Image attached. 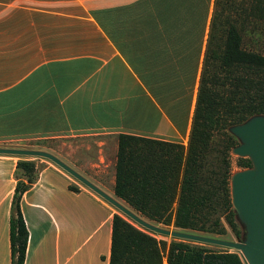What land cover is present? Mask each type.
<instances>
[{
	"label": "crops",
	"instance_id": "0c3cea01",
	"mask_svg": "<svg viewBox=\"0 0 264 264\" xmlns=\"http://www.w3.org/2000/svg\"><path fill=\"white\" fill-rule=\"evenodd\" d=\"M212 4L0 0V147L47 151L108 194L114 157L84 147L87 137L186 145ZM20 159L37 171L19 200L23 264H108L114 207L51 161L8 154H0V264H10ZM106 166L109 186L94 180Z\"/></svg>",
	"mask_w": 264,
	"mask_h": 264
},
{
	"label": "trees",
	"instance_id": "16d2710c",
	"mask_svg": "<svg viewBox=\"0 0 264 264\" xmlns=\"http://www.w3.org/2000/svg\"><path fill=\"white\" fill-rule=\"evenodd\" d=\"M248 19L264 21V0H213L186 145L116 136L113 194L156 224L223 234L224 222L236 238L242 236L229 197V152L237 140L228 127L264 115V54L241 46ZM235 165L243 169L250 162L237 157ZM36 174L33 161H16L8 220L10 264L24 262L28 232L19 200ZM146 231L112 214L108 264H245L237 251H213L202 243L156 238Z\"/></svg>",
	"mask_w": 264,
	"mask_h": 264
},
{
	"label": "water",
	"instance_id": "95a60500",
	"mask_svg": "<svg viewBox=\"0 0 264 264\" xmlns=\"http://www.w3.org/2000/svg\"><path fill=\"white\" fill-rule=\"evenodd\" d=\"M237 144L231 153L246 157L250 166L234 171L229 177V197L235 218L243 230L240 241H230L200 233L167 228L137 214L119 198H115L80 175L53 154L28 148L0 147V154L45 158L75 180L97 194L122 215L153 233L185 241L213 244L238 251L245 264H264V115L255 114L228 127Z\"/></svg>",
	"mask_w": 264,
	"mask_h": 264
},
{
	"label": "rangeland",
	"instance_id": "374dc122",
	"mask_svg": "<svg viewBox=\"0 0 264 264\" xmlns=\"http://www.w3.org/2000/svg\"><path fill=\"white\" fill-rule=\"evenodd\" d=\"M242 1H243V3H245V1H247V0H242ZM247 21L248 22L244 28V32L241 34V36H242V42H241L242 48L249 50V51H254V52H257L260 54H264V21L259 20V19H248ZM98 141L103 142V144L99 145ZM115 142H116V138L114 139L108 135H93V136L87 137L83 146L85 147L86 145H88V147H90L92 150H96L98 147L102 148L103 150L108 152V155H105V156H106V159L110 160V158H112V157H114V159H115V153H110V150L114 149ZM20 157H27V156H20ZM236 158H237V156L232 154L230 151L229 152V161L231 164V173L234 171H237V170H241V168H239L235 165ZM97 174L98 175L95 177L94 180H97L98 182L102 183L103 185L109 186V181H110L111 175H112L109 167L106 166L102 170H99V172ZM113 174H114V172H113ZM109 189L111 190V188H109ZM108 194L115 197L112 190ZM113 209H114L113 214H118V215L122 216V214L118 210H116L115 208H113ZM142 217H144V216H142ZM125 219L127 221H129L135 227L139 228L140 230L147 232L146 230H144L142 227H140L139 225H137L136 223H134L130 219H128L126 217H125ZM223 226L225 228V232L223 234H210V233L208 234V233H201V232L185 230V229H183V230L189 231V232L200 233L203 235L213 236V237H217V238H221V239H225V240H230V241H240L242 239L243 232H242L241 238H236L234 236L233 232L229 229V227L224 222H223ZM164 227H166V226H164ZM167 228L172 229L175 227H173L172 225H169V226H167ZM154 236L156 238H162V239H167V240L170 238L168 236H162V235H159L156 233ZM202 246L209 249V250H213V251H222V250L233 251V249L218 246V245H213V244H203L202 243ZM237 253L240 255V253L238 251H237ZM240 257H241V255H240Z\"/></svg>",
	"mask_w": 264,
	"mask_h": 264
}]
</instances>
